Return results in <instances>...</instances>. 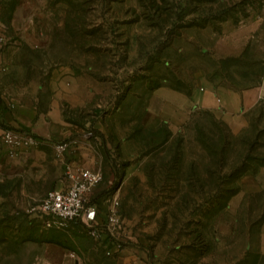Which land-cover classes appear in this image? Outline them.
<instances>
[{"label":"rangeland","instance_id":"rangeland-1","mask_svg":"<svg viewBox=\"0 0 264 264\" xmlns=\"http://www.w3.org/2000/svg\"><path fill=\"white\" fill-rule=\"evenodd\" d=\"M262 14L264 0H0V88L31 138L0 140V264H264V98L229 116L153 92L256 85ZM67 129L101 165L91 197L118 194L117 248L28 211L57 183L50 141Z\"/></svg>","mask_w":264,"mask_h":264},{"label":"built area","instance_id":"built-area-1","mask_svg":"<svg viewBox=\"0 0 264 264\" xmlns=\"http://www.w3.org/2000/svg\"><path fill=\"white\" fill-rule=\"evenodd\" d=\"M3 32L0 30V41L5 37ZM4 105L11 108L13 102L5 100ZM90 135L92 131L83 130L81 136ZM0 140L7 147L13 148L29 143L31 138L21 128L4 125L0 130ZM51 147L61 167L59 185L47 188L28 207V211L46 228L77 226L94 241H111L117 248L123 226L118 194L114 189H106L100 196L91 197L93 189L102 179L101 165L97 161L75 156L81 147L73 135L53 140ZM84 147L90 149L89 146Z\"/></svg>","mask_w":264,"mask_h":264},{"label":"crops","instance_id":"crops-1","mask_svg":"<svg viewBox=\"0 0 264 264\" xmlns=\"http://www.w3.org/2000/svg\"><path fill=\"white\" fill-rule=\"evenodd\" d=\"M261 27H259L256 31V35L258 36L256 41L260 42V51H264V14H262V20L260 22ZM254 40L252 39L251 42ZM252 44V43H251ZM1 84V83H0ZM200 92L192 95V99L187 98L186 95L180 93L171 88H166L163 86L157 87L153 92L161 94L162 98L166 101H173L178 104H186V102H192L193 104H197L198 106H206V107H218L221 112L232 116V113H235L237 109L241 106L252 105L255 103L258 98H264V69L259 72L258 81L256 85H251L246 88H228L224 86L219 79L213 78V83L211 88L206 90L201 86ZM7 100L5 95L1 92L0 88V130L4 125H12L17 126L13 123L18 118L17 107L12 106L11 108L4 105V101ZM14 105V104H13ZM30 116V111L28 109L25 110L24 118ZM40 127L39 120L35 122L34 129H38ZM66 135H72L71 131L68 129L65 130L62 135L51 139L50 143L59 138L64 137ZM77 156V154L75 155ZM74 156V157H75ZM60 164V163H59ZM60 166V165H59ZM61 168V167H60ZM61 174V169H60ZM58 177L57 183L53 186L59 185Z\"/></svg>","mask_w":264,"mask_h":264}]
</instances>
